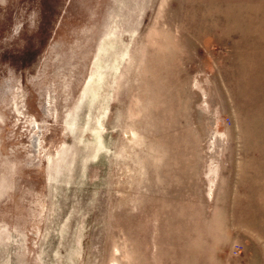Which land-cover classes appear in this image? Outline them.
<instances>
[{
  "label": "rangeland",
  "instance_id": "1",
  "mask_svg": "<svg viewBox=\"0 0 264 264\" xmlns=\"http://www.w3.org/2000/svg\"><path fill=\"white\" fill-rule=\"evenodd\" d=\"M0 264H264V0H0Z\"/></svg>",
  "mask_w": 264,
  "mask_h": 264
},
{
  "label": "bare ground",
  "instance_id": "2",
  "mask_svg": "<svg viewBox=\"0 0 264 264\" xmlns=\"http://www.w3.org/2000/svg\"><path fill=\"white\" fill-rule=\"evenodd\" d=\"M31 147L33 148V150H34L35 152L40 151L41 143H40V141H39V137H38V135H36V136L33 137Z\"/></svg>",
  "mask_w": 264,
  "mask_h": 264
}]
</instances>
